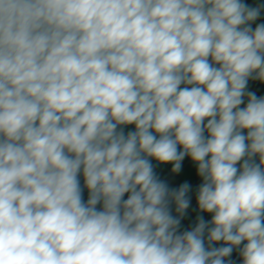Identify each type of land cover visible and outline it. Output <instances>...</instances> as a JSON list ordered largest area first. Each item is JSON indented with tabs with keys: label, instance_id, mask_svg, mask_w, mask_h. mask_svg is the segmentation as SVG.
Listing matches in <instances>:
<instances>
[{
	"label": "clouds",
	"instance_id": "obj_1",
	"mask_svg": "<svg viewBox=\"0 0 264 264\" xmlns=\"http://www.w3.org/2000/svg\"><path fill=\"white\" fill-rule=\"evenodd\" d=\"M262 13L0 0V264H264Z\"/></svg>",
	"mask_w": 264,
	"mask_h": 264
},
{
	"label": "trees",
	"instance_id": "obj_2",
	"mask_svg": "<svg viewBox=\"0 0 264 264\" xmlns=\"http://www.w3.org/2000/svg\"><path fill=\"white\" fill-rule=\"evenodd\" d=\"M263 3V2H262ZM249 5L250 2H248ZM254 6V5H252ZM257 23H264V13H262L261 18ZM255 26V25H254ZM249 90L256 92L257 96H264V84H260L256 81H249ZM246 103V101H245ZM243 106V105H242ZM127 131V129H126ZM156 173L160 176L161 179L165 180L170 187L177 188L180 184L187 181L192 185V204L191 207L187 210V215L181 221V231L190 230L196 221L197 215H203L205 220H210L211 216L207 213H199L198 206L196 203L195 189L201 183V179L197 176L195 171V166L191 163L189 158H185L182 163V170L178 174L171 172V165H160L156 161H152ZM81 184H83V178L81 177ZM88 193L87 189L84 190V199L87 200ZM126 198V197H125ZM99 207V206H98ZM175 209L173 206V215H175ZM216 246H219L218 244ZM231 259L236 262V264H241V259L238 255V252L234 250Z\"/></svg>",
	"mask_w": 264,
	"mask_h": 264
},
{
	"label": "rangeland",
	"instance_id": "obj_3",
	"mask_svg": "<svg viewBox=\"0 0 264 264\" xmlns=\"http://www.w3.org/2000/svg\"><path fill=\"white\" fill-rule=\"evenodd\" d=\"M248 2H250V4L255 6L258 3H262V2L264 3V0H246V3Z\"/></svg>",
	"mask_w": 264,
	"mask_h": 264
}]
</instances>
